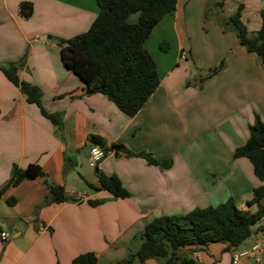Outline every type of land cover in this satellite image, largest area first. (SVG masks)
Here are the masks:
<instances>
[{
  "label": "crops",
  "instance_id": "1",
  "mask_svg": "<svg viewBox=\"0 0 264 264\" xmlns=\"http://www.w3.org/2000/svg\"><path fill=\"white\" fill-rule=\"evenodd\" d=\"M207 1L177 0L153 28L144 47L159 86L129 118L104 96L85 95L55 41L86 32L99 12L96 0H0V66L18 65L19 80L40 90L41 107L59 123L27 103L0 71V233L8 235L0 240V264H71L86 253L95 254L97 264H116L139 248L144 227L155 218L228 200L255 212L247 202L264 179L233 153L246 143L256 117L264 122V68L222 26L240 8L247 30L257 32L264 0H213L217 7ZM21 3L32 5L30 17L19 14ZM164 41L166 52L160 49ZM193 61L199 70L219 61L223 67L206 77L193 73ZM93 137L105 148L120 145L170 160L171 167L121 154L105 158L97 171L118 177L130 195L114 200L92 189L99 187L96 170L88 167ZM30 164L45 176L6 187L15 167ZM47 185L62 187L68 200L51 202ZM94 200L102 203L92 207L88 201ZM254 244L260 245L257 259L237 264H264V232L254 231L237 248L211 243L190 248L189 255L197 264H232L233 253Z\"/></svg>",
  "mask_w": 264,
  "mask_h": 264
},
{
  "label": "trees",
  "instance_id": "2",
  "mask_svg": "<svg viewBox=\"0 0 264 264\" xmlns=\"http://www.w3.org/2000/svg\"><path fill=\"white\" fill-rule=\"evenodd\" d=\"M99 12L82 34L70 39H56L60 57L66 69L83 84L85 95L100 94L113 103L125 116L132 118L147 103L159 86L156 64L145 49L144 43L159 21L175 10L177 0H96ZM218 6L214 3L212 6ZM19 14L28 18L32 5L21 3ZM134 14L137 19L131 21ZM261 27L250 32L241 21L240 8L222 26L223 31H233L239 45L249 54H254L264 68V10L260 12ZM166 52L168 43L160 44ZM223 62L213 68L206 77L217 74ZM16 64L0 66L1 73L25 96L26 102L37 106L41 114L54 125H59L54 116L47 114L40 104L41 92L33 85L18 78ZM92 143L104 148L99 137ZM114 155L140 157L148 165L169 169L171 161H156L151 155L131 153L120 145H112ZM233 158L247 159L254 176L264 179V122L256 117L249 127L246 143L237 148ZM99 187L95 191L107 192L112 199H127L129 193L115 175H105L96 170ZM38 165L30 164L24 169L15 167L6 187H15L24 180L44 177ZM51 202L67 201L64 189L47 185ZM100 200L88 201L92 207ZM247 206L255 212L239 210L232 200L215 207L194 209L185 215L163 216L150 221L141 234L139 248L116 264H143L148 259H160L161 264H197L189 253L192 247H203L211 243L226 244L237 248L255 232H264V187L252 192ZM71 264H97L93 253L76 256Z\"/></svg>",
  "mask_w": 264,
  "mask_h": 264
},
{
  "label": "built area",
  "instance_id": "3",
  "mask_svg": "<svg viewBox=\"0 0 264 264\" xmlns=\"http://www.w3.org/2000/svg\"><path fill=\"white\" fill-rule=\"evenodd\" d=\"M114 155V150L110 148H102L99 145L93 144L90 146L88 151V167L93 170H97L98 165L105 158ZM84 198V195H79L76 199L81 201ZM8 235L6 233H0V240L5 241ZM260 251V245L254 244L250 248L235 252L231 257V263L237 264L242 258H254L257 259L258 253Z\"/></svg>",
  "mask_w": 264,
  "mask_h": 264
},
{
  "label": "rangeland",
  "instance_id": "4",
  "mask_svg": "<svg viewBox=\"0 0 264 264\" xmlns=\"http://www.w3.org/2000/svg\"><path fill=\"white\" fill-rule=\"evenodd\" d=\"M214 3H213V0H208L207 1V6H209V7H217V6H212ZM211 9V8H210ZM212 14V10L210 11V10H208L207 11V13H205L206 15H208V14ZM210 14V15H211ZM132 19L135 21L136 19H137V14H134L133 15V17H132ZM208 19H210V18H208ZM228 31H229V29H227ZM226 30V31H227ZM231 31V30H230ZM167 50H169V49H167ZM222 62V61H221ZM220 64V61L218 62V64L217 65H215L214 67H212L211 69H209L207 66H202V70H199L198 69V67H197V63L195 62V61H193V63L191 64V66H192V69H193V73H197V74H200V75H202V76H207L208 74H209V72L213 69V68H215V67H217L218 65ZM199 67H201L200 65H198ZM199 77H197V79H198ZM155 261L157 262V263H161V260L160 259H155ZM136 264H138V263H136Z\"/></svg>",
  "mask_w": 264,
  "mask_h": 264
},
{
  "label": "water",
  "instance_id": "5",
  "mask_svg": "<svg viewBox=\"0 0 264 264\" xmlns=\"http://www.w3.org/2000/svg\"><path fill=\"white\" fill-rule=\"evenodd\" d=\"M49 38V37H48Z\"/></svg>",
  "mask_w": 264,
  "mask_h": 264
}]
</instances>
